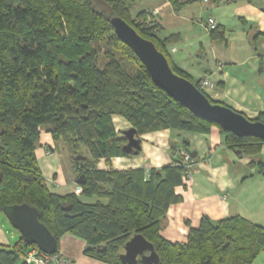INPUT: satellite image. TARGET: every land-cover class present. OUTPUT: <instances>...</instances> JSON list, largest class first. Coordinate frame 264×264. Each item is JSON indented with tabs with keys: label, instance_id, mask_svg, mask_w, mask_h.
<instances>
[{
	"label": "trees",
	"instance_id": "1",
	"mask_svg": "<svg viewBox=\"0 0 264 264\" xmlns=\"http://www.w3.org/2000/svg\"><path fill=\"white\" fill-rule=\"evenodd\" d=\"M135 3L0 0V213L28 203L56 238V253L61 237L70 233L86 242L87 257L105 264H122L124 245L135 235L154 245L159 264H253L264 249V226L243 216H204L186 242L161 236L168 209L182 200L176 188L186 186L180 155L159 168L113 167V159L135 156L123 150L127 140L114 123L119 116L140 137L165 130L208 134L217 126L225 144L239 157L254 158L251 165L264 176L263 162L255 159L264 140L238 137L196 117L154 84L134 51L118 38L114 16L152 41L175 74L204 92L198 80L168 58L178 36L160 38L162 26L151 13L132 15ZM182 5L176 2L175 8ZM211 38L226 41V30L216 27ZM253 121L264 123V113ZM42 130L63 143L76 180L84 175L81 195H59L48 187L36 155ZM171 149L174 153L179 147ZM101 161L107 169L99 167ZM30 247L22 237L13 247L0 246V264H25Z\"/></svg>",
	"mask_w": 264,
	"mask_h": 264
},
{
	"label": "crops",
	"instance_id": "2",
	"mask_svg": "<svg viewBox=\"0 0 264 264\" xmlns=\"http://www.w3.org/2000/svg\"><path fill=\"white\" fill-rule=\"evenodd\" d=\"M135 1L132 15L144 11L151 13L162 26L160 38L178 36L183 57L172 60L173 64L193 80L207 78L212 81L214 87L206 89L205 93L214 104L228 106L252 121L264 113V0ZM176 2L183 4L178 10ZM209 18L215 20L216 27L226 30V41L211 38V31L216 27H209ZM175 50L172 48L171 53H177ZM193 51L197 56L198 76L188 70L186 63L187 57H193ZM114 123L117 131L128 124L119 116L114 117ZM140 138L141 154L113 159L115 169H149L170 164L185 150L183 142L189 144L191 153H196L191 178L186 180L185 187L176 188L182 200L170 206L161 231V236L171 243L186 242L190 229L198 228L204 216L212 220L242 216L243 205L249 202L239 195V190L248 178L257 176L264 186V176L259 173L258 166L251 165L254 158L239 157L232 151L217 126L208 134L165 130ZM172 145L179 147L174 153ZM36 155L50 189L59 195L74 193L78 183L63 143L55 142L42 130ZM261 156L264 157V148ZM258 161L264 164V159ZM99 167L108 168L104 161ZM262 193L261 200L264 191ZM5 227L0 218V246L12 247L9 228ZM86 245L83 239L67 233L59 241V254L70 264H105L87 257L84 254Z\"/></svg>",
	"mask_w": 264,
	"mask_h": 264
},
{
	"label": "water",
	"instance_id": "3",
	"mask_svg": "<svg viewBox=\"0 0 264 264\" xmlns=\"http://www.w3.org/2000/svg\"><path fill=\"white\" fill-rule=\"evenodd\" d=\"M111 24L118 38L134 51L145 66L154 84L165 91L175 101L190 110L196 117L220 126L224 131L238 137H254L264 140V123L252 121L232 108L214 104L208 96L198 89L191 81L178 76L172 70L168 59L156 45L137 33L125 20L114 16ZM127 143L123 150L127 154L139 155L142 151V141L133 127L124 131ZM192 158L196 153H190ZM79 185L85 183L82 175L76 180ZM66 212L71 207H65ZM11 225L21 234L29 246H37L46 254H55L58 242L49 229L39 220V211L28 203L6 207L4 211ZM120 255L122 264H159L160 257L155 247L142 235L132 237L123 248Z\"/></svg>",
	"mask_w": 264,
	"mask_h": 264
},
{
	"label": "rangeland",
	"instance_id": "4",
	"mask_svg": "<svg viewBox=\"0 0 264 264\" xmlns=\"http://www.w3.org/2000/svg\"><path fill=\"white\" fill-rule=\"evenodd\" d=\"M107 46L109 48H111L109 45H107ZM172 48H175L176 49L175 51H177V53H171ZM180 49H181V47L179 46L178 42H175L170 46V55L168 58L172 64H173L172 60H176L182 56V55H180V54H182L180 52ZM106 50H107V47L104 48V52ZM195 57H197V56H196V53L193 51V57H191V58L187 57L186 63L189 66L188 70L190 69L194 76H198L197 75V74H199L198 73V65H197V61H196ZM118 58L121 59L120 57H118ZM128 67L130 68L131 66L128 65ZM192 69H195V70H192ZM194 80H197V79L195 78ZM118 123H120V121L116 122V125ZM130 128H131V125L129 123L126 124V126H123L122 131H119L121 133L120 136L125 137L123 134L124 131H126ZM141 152H140V154H141ZM60 153L63 154L62 150ZM255 158H258L260 160L264 159V157H262L261 155H258ZM48 187L51 188L50 185H48ZM262 187L264 188L263 183L258 181L257 176L248 178V182H246L245 184H243L242 187H240V190H239L240 194L239 195L240 196L242 195L245 198V200L247 202H249V203H244L242 211H241L242 216H244L245 218H248L249 220H251L252 222H255L258 225L264 226V198H262V200L260 199L261 194H263L262 191H264V189H262ZM51 191H53V190H51ZM54 193H56V192H54ZM87 199H91V198L82 197V200H84V201H86ZM92 199H93V201L96 200L95 197ZM0 218L2 219V222L6 226L5 229L7 227L9 228L8 237L11 239L10 244L13 247L20 240L21 234L11 225L10 221L8 220V218L6 217L5 214L0 213ZM253 264H264V249L260 253V255L256 258V260L254 261Z\"/></svg>",
	"mask_w": 264,
	"mask_h": 264
},
{
	"label": "built area",
	"instance_id": "5",
	"mask_svg": "<svg viewBox=\"0 0 264 264\" xmlns=\"http://www.w3.org/2000/svg\"><path fill=\"white\" fill-rule=\"evenodd\" d=\"M207 1V0H205ZM208 25L210 28H215L216 23L213 18L208 19ZM200 88L205 92L208 88H213L214 84L209 79H201ZM179 155L182 157L183 165L186 166V178L187 180L191 178L193 172L194 160L190 152L184 150L179 152ZM76 195H81L83 193V188L81 185L77 184L74 190ZM23 262L25 264H70L68 259L61 256L59 253L55 254H46L42 252L37 246L30 247L26 254L23 256Z\"/></svg>",
	"mask_w": 264,
	"mask_h": 264
},
{
	"label": "bare ground",
	"instance_id": "6",
	"mask_svg": "<svg viewBox=\"0 0 264 264\" xmlns=\"http://www.w3.org/2000/svg\"><path fill=\"white\" fill-rule=\"evenodd\" d=\"M82 186V185H81Z\"/></svg>",
	"mask_w": 264,
	"mask_h": 264
}]
</instances>
